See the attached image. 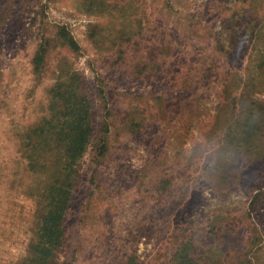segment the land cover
Here are the masks:
<instances>
[{
    "label": "rangeland",
    "instance_id": "1",
    "mask_svg": "<svg viewBox=\"0 0 264 264\" xmlns=\"http://www.w3.org/2000/svg\"><path fill=\"white\" fill-rule=\"evenodd\" d=\"M141 8L154 25L170 30L177 61L171 74L150 81L115 67L113 53L90 39V25L110 20L92 14L83 0H0V264H21L34 237L38 184L25 157L26 133L49 113L48 89L62 71L73 68L83 75L97 124L107 122L111 131L108 156L94 161L95 148L89 146L81 159L59 264H119L124 253L138 255L144 264H165L155 237L157 200H146L145 179L176 159L180 171L193 154L209 155L224 90L229 109L235 95L264 101V0H146ZM61 27L80 50L55 39L38 76L32 64L38 44ZM184 78L193 86L175 84ZM234 157L238 166L222 186L212 185V173L205 171L198 189L189 192L197 195L182 220L195 222L198 238L211 239L217 234L210 224H235L243 234L234 253L264 264V195L253 220L246 216L254 196L260 189L264 193V153ZM181 199L182 193L176 201ZM211 217L217 221L210 223ZM253 231L262 241L248 250Z\"/></svg>",
    "mask_w": 264,
    "mask_h": 264
},
{
    "label": "trees",
    "instance_id": "2",
    "mask_svg": "<svg viewBox=\"0 0 264 264\" xmlns=\"http://www.w3.org/2000/svg\"><path fill=\"white\" fill-rule=\"evenodd\" d=\"M83 3L92 14L110 20L90 25V39L100 50L113 53L115 67L127 68L135 80L150 81L162 74H171L177 61L170 30H161L152 23L146 13L147 8H141L146 6V0H83ZM55 39L62 40L74 51L80 50L79 43L66 27L59 28L53 38L43 35L32 60L34 73L38 76L46 70L48 54ZM261 68L264 70V58ZM202 79L197 82H202ZM258 79L259 82L263 80ZM175 84L184 89L193 86L187 78L175 81ZM48 94L49 113L27 130L24 145L28 169L38 184L39 204L34 237L21 264H59L57 252L66 240V220L80 176L81 159L89 146L95 148L96 162H101L110 151L111 127L107 122L97 124L88 83L78 70L69 68L62 71L48 89ZM224 95L223 109L213 124V140L207 145L209 155L197 159L193 154L180 171L179 160L176 159L166 163V168L159 170L161 174L145 179L146 200H157L155 210L159 211L160 223L155 237L161 251L165 252V264H253L247 255L241 256L232 250L243 234L235 224H228L225 220L221 224H210L211 234H217L211 239L209 235L198 238L195 222L182 220L185 211L191 209L186 205L197 195L189 192L198 189L205 171H211L212 185L217 181L222 186L238 166L239 159L234 156H260L264 153V101L257 97L244 100L235 95L234 107L229 109L225 90ZM236 101L240 102L239 107ZM138 122L141 128L146 126L143 119ZM260 169L255 166L256 171L260 172ZM181 193L182 199L177 202ZM263 195L260 189L254 196L246 212L247 218L253 220L256 204ZM215 218L211 217L210 223L217 221ZM153 230L151 226L149 232ZM222 231L226 232L225 237L218 235ZM249 235L248 250L262 241L258 231ZM119 264L144 263L138 255L124 253Z\"/></svg>",
    "mask_w": 264,
    "mask_h": 264
}]
</instances>
